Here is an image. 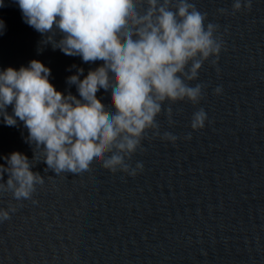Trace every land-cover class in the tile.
Segmentation results:
<instances>
[{"label": "clouds", "instance_id": "obj_1", "mask_svg": "<svg viewBox=\"0 0 264 264\" xmlns=\"http://www.w3.org/2000/svg\"><path fill=\"white\" fill-rule=\"evenodd\" d=\"M23 20L45 40L67 56H79L84 63H102L78 68L67 77L79 98L58 91L50 82V68L31 60L18 70L0 71V117L5 125L23 123L25 142L40 149L46 170L57 176L90 171L93 163L106 170L136 176L143 170L127 161L138 149L148 130L158 135L156 118L165 101L202 99L203 85L190 86L211 57L215 64L223 48L216 35L219 26L208 22L189 0H15ZM4 0H0V8ZM251 8V0H234L233 13ZM222 13L224 9L220 10ZM4 22L0 20V32ZM55 30V31H54ZM59 32L60 39L54 40ZM83 76V79H81ZM110 92L111 109L97 93ZM222 89L217 87L216 94ZM12 106V113L7 111ZM171 123L172 109L167 110ZM207 114L203 108L193 113L191 128L202 129ZM190 139L191 137H187ZM163 139L176 141L165 132ZM20 152L3 157L0 164V193H11L15 201L32 199L44 177L32 171L36 159ZM36 201L33 200V203ZM16 206L9 202L0 209V222L10 219Z\"/></svg>", "mask_w": 264, "mask_h": 264}]
</instances>
